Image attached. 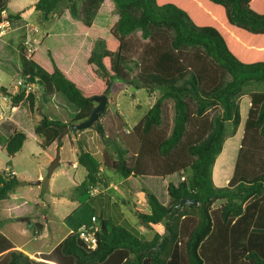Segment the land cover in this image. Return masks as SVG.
I'll return each instance as SVG.
<instances>
[{
    "label": "trees",
    "instance_id": "1",
    "mask_svg": "<svg viewBox=\"0 0 264 264\" xmlns=\"http://www.w3.org/2000/svg\"><path fill=\"white\" fill-rule=\"evenodd\" d=\"M33 11L37 22L53 14L60 19L64 12L71 34L89 40L86 58L80 55L83 68L76 51L57 34L42 33L29 55L24 32L16 45L19 79L35 88L20 85L9 93L0 86L10 106L24 104L31 115L36 101L60 93L75 108L65 121L42 115L35 122L32 132L42 148L52 142L58 147L61 126L86 120L95 105L90 98L107 97L113 78L156 91L127 132L134 145L120 134L115 133L118 139L103 134L99 119L106 101L97 123L87 127L107 143L103 167L147 206V212L135 215L152 233L140 238L122 218L118 223L92 213L87 219L67 216L68 232L50 251L36 255L39 260L14 248L0 232V264H264V0H36ZM19 18L18 13L4 17L7 22ZM243 95L249 106L232 172L225 185L215 186L212 166L224 140L237 130ZM238 138L229 140L232 148ZM24 139V132L12 130L3 143L6 155L16 153ZM75 157L84 169L73 188L77 194L105 185L99 163L87 150L79 147ZM227 158L223 152L215 160V181L217 170L226 177ZM10 172L0 170V200L18 184ZM181 198L196 204H182L166 218L168 234L152 250L163 232L160 220ZM91 216L98 225L93 248L76 231ZM31 226L37 236L42 225Z\"/></svg>",
    "mask_w": 264,
    "mask_h": 264
},
{
    "label": "rangeland",
    "instance_id": "2",
    "mask_svg": "<svg viewBox=\"0 0 264 264\" xmlns=\"http://www.w3.org/2000/svg\"><path fill=\"white\" fill-rule=\"evenodd\" d=\"M30 1L32 0H0V7L5 10L6 14H14L27 7ZM34 15L26 17L27 20L22 19V29L15 31V28L10 25L12 29L6 31L4 35H0V86L9 93L16 91V82L19 80L15 45L20 42L23 32L30 24L37 28L36 38L44 32L51 35L57 34L63 38L64 40L61 41L76 51L79 66L83 68L84 65L80 54L86 50L87 38L84 35L71 34L67 15L63 12L62 18L56 20L58 15L53 14L46 22H37L36 15ZM25 21L27 22L25 23ZM139 43V40L134 43L136 54L141 51ZM132 87L134 86H130V82L111 81L106 97L105 114L99 121L106 137L118 139L116 136L120 134L123 139L134 145L133 135L127 132L131 131L133 125L152 104L157 93L156 91L148 92L143 87L131 89ZM2 96L6 95L0 93V105L5 107L7 112L6 118L0 122V170L9 168L18 180V184L7 198L0 200V221H3L0 230L2 233L10 236L14 244H21L25 250L40 248L44 251L53 246L69 230L68 222L65 220L67 216L77 220L78 216L84 215L87 219L92 213L95 217L101 215L113 222L118 221V223L123 219L124 227L140 238L148 239L151 236L150 225L140 222L135 215V211L147 212V206L141 200H135L133 196H129L130 193L127 191L124 181L103 167L101 152L107 148L104 145L107 143L102 141L96 131L91 127L75 132L65 129L62 130L58 147L54 142L46 148L40 146V137L33 134L32 127L42 115L61 121L71 118L74 113L75 108L66 101L63 95L55 93L52 97L49 96L44 103L36 101L31 115L28 114L24 104L13 109L8 97L2 99ZM248 106V97L243 95L239 101L240 122L234 136L241 134ZM14 129L24 132L25 139L16 153L7 156L3 143ZM232 137L230 138L232 139ZM225 141L215 159L223 152H225V157L228 155L229 160L227 158L224 168L230 176L239 141L235 139L234 144L237 142V145L233 151L232 146L228 147V142L225 143ZM79 147L92 155L99 163L98 168L103 171L106 177L105 185L95 186L96 191H99L95 197L91 196L92 191V194L88 192L77 194L73 190L74 185L84 175V169L75 161ZM56 157L57 165L48 176L47 169ZM221 172L217 170L215 175L217 182L223 181L225 178V173L222 172L223 178ZM34 180H38L39 183L31 185L30 182ZM134 180L138 182L137 179H132V181ZM219 186H223V184ZM120 200H124L125 204H121ZM112 202L118 205L114 206ZM218 203L219 201H216L214 205ZM33 222H38L43 226V230L39 231L37 236L32 233L30 223Z\"/></svg>",
    "mask_w": 264,
    "mask_h": 264
},
{
    "label": "crops",
    "instance_id": "3",
    "mask_svg": "<svg viewBox=\"0 0 264 264\" xmlns=\"http://www.w3.org/2000/svg\"><path fill=\"white\" fill-rule=\"evenodd\" d=\"M36 0H32V1H30L29 3H28V5H27V7H25V8H23V9H20L19 10V12H17V13H19V19L18 20H16V21H11V22H7L5 19H4V17L7 15L6 14V12H5V10L2 8V7H0V23H1V33H0V35H4L5 33H6V31H8V30H10V29H12V28H15L14 30L16 31V30H19L23 25H22V22H23V18H25V20H27L26 19V17H29L30 15H34L35 14V12L33 11V3L35 2ZM35 16V15H34ZM27 21H25V23H26ZM10 25L12 26V28H10ZM21 25V26H20ZM6 27H9V28H6ZM22 29V28H21ZM44 33H47V34H50V33H48V32H44ZM87 47H86V50L82 53V54H80L81 56H82V59L84 60L85 58H86V56H87V54H88V49H89V40L87 39ZM15 49H16V45H15ZM16 53H17V51H16ZM17 70H18V68H17ZM2 87V86H1ZM17 90V89H16ZM5 91H7L6 89H5ZM15 91V90H14ZM14 91H11L10 93H12V92H14ZM3 92V91H2ZM8 92V91H7ZM4 93V92H3ZM5 95V94H4ZM6 97V96H5ZM19 107V106H18ZM13 109H17V108H13ZM10 116V115H9ZM8 116V117H9ZM7 121H8V119H7ZM6 121V122H7ZM61 121H65L64 119L63 120H61ZM242 131V130H241ZM234 136V135H233ZM240 137H241V134H240V136H239V138L237 139L238 141H240ZM228 138H230V137H228ZM233 138V137H232ZM227 139V138H226ZM231 139V138H230ZM230 139H227L226 141H225V143L226 142H228V147L230 146L231 147V142L229 141ZM239 145V144H238ZM238 148V147H237ZM235 149V148H234ZM233 148H232V151L234 150ZM237 150V149H236ZM225 153V152H224ZM235 158V157H234ZM216 160V159H215ZM215 160H214V163H215ZM214 163H213V166H214ZM213 166H212V171H211V178H212V182H213V184L215 185V186H219V185H225L226 184V182H227V180H228V178L230 177L228 174L226 175V177L223 179V181H219V182H217V181H215V179H214V172H213ZM74 167V166H73ZM232 172V171H231ZM231 175V174H230ZM225 183V184H224ZM34 223V222H33ZM38 223V222H37ZM31 224V223H30ZM43 230V226L41 227V230L40 231H42ZM0 232H1V230H0ZM68 232V231H67ZM66 232V233H67ZM2 233V232H1ZM39 233V232H38ZM66 233H65V235H66ZM2 234H4V233H2ZM9 240H10V242L12 243V245H13V247L14 248H16V249H19V250H21V251H23L24 253H26L28 256H30V257H32V258H34V259H36V260H39V258H37L36 257V255H38L39 253H46V252H48V251H50L51 250V248L55 245V244H57L62 238H60L57 242H55V244H53V246H51L50 248H48L47 250H40V248H33L32 250H25L23 247H22V245L21 244H14L13 243V241L11 240V238H10V236H7L6 234H4ZM64 235V236H65ZM63 236V237H64Z\"/></svg>",
    "mask_w": 264,
    "mask_h": 264
},
{
    "label": "water",
    "instance_id": "4",
    "mask_svg": "<svg viewBox=\"0 0 264 264\" xmlns=\"http://www.w3.org/2000/svg\"><path fill=\"white\" fill-rule=\"evenodd\" d=\"M113 81H119L121 82L120 79L118 78H113ZM23 86V85H22ZM131 89H134V87H132ZM130 89V90H131ZM92 101L95 102V105H93L90 109L89 115L87 117L86 120L78 122V123H71L65 126H61V130H65V129H70L72 132H75L77 130H81L83 128H87L88 126L92 125V124H96L97 123V116L102 112L103 108H104V104L106 101V95H100V96H96V97H91L90 98ZM62 133H60L61 135ZM57 165V157L54 159V161L49 165L48 169H47V175L49 176L52 172V169L54 168V166ZM39 181L38 180H34L31 181L30 184L31 185H36L38 184ZM182 204H190V205H194L196 204L195 200H189L187 198H181L176 205H174L172 207V209L170 211H168L166 213V215L164 216L163 219L160 220V225L163 228V232L159 235L156 244L151 248L152 250H157L159 248V244L162 242V240L165 238V236H167L168 234V229L166 227V218L176 210L177 207L181 206Z\"/></svg>",
    "mask_w": 264,
    "mask_h": 264
},
{
    "label": "built area",
    "instance_id": "5",
    "mask_svg": "<svg viewBox=\"0 0 264 264\" xmlns=\"http://www.w3.org/2000/svg\"><path fill=\"white\" fill-rule=\"evenodd\" d=\"M36 30L37 28L30 24L29 27L24 32L22 44L25 48L27 55H29L34 50V48L36 47L38 43V38H36V35H35ZM0 33H1V26H0ZM16 84H17V89L20 85H23L26 88V90L33 91L35 88L32 84H28V85L24 84L20 79L17 80ZM0 93L4 95V93L1 90H0ZM4 98L5 97L2 96V99ZM6 112H7V109L0 105V122L6 118L5 117ZM7 170H9V168H7L6 171ZM10 173L13 174V171L11 170ZM90 190L92 191V193L96 192L95 187L90 188ZM97 230H98V225L96 223L95 217L91 216L89 223L88 224L83 223L79 225L76 231L78 233L79 238L87 245V247L93 248L95 247V244H96L95 233Z\"/></svg>",
    "mask_w": 264,
    "mask_h": 264
}]
</instances>
